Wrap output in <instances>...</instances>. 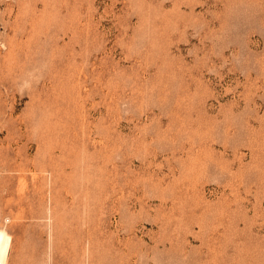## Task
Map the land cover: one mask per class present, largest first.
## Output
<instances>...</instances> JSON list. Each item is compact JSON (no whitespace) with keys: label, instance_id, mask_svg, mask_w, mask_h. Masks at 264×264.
<instances>
[{"label":"rangeland","instance_id":"374dc122","mask_svg":"<svg viewBox=\"0 0 264 264\" xmlns=\"http://www.w3.org/2000/svg\"><path fill=\"white\" fill-rule=\"evenodd\" d=\"M7 264H264V0H0Z\"/></svg>","mask_w":264,"mask_h":264},{"label":"bare ground","instance_id":"6f19581e","mask_svg":"<svg viewBox=\"0 0 264 264\" xmlns=\"http://www.w3.org/2000/svg\"><path fill=\"white\" fill-rule=\"evenodd\" d=\"M10 240V235L2 229L0 231V264H7Z\"/></svg>","mask_w":264,"mask_h":264}]
</instances>
